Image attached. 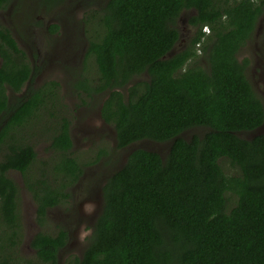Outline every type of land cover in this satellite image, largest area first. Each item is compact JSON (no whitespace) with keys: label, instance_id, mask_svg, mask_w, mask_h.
Instances as JSON below:
<instances>
[{"label":"trees","instance_id":"obj_1","mask_svg":"<svg viewBox=\"0 0 264 264\" xmlns=\"http://www.w3.org/2000/svg\"><path fill=\"white\" fill-rule=\"evenodd\" d=\"M11 1L0 0V10ZM184 10H194L188 22L195 32L167 57L180 40ZM95 11L99 28L87 57H94L100 75L95 85L86 76L75 81V92L106 93L101 115L113 124L118 148L142 139L172 143L165 158L133 150L109 177L89 242L68 264H264V132L238 135L264 123L263 100L246 73L249 59L238 57L255 37L264 0H107ZM35 70L11 30L0 26V264H16L6 250L21 237L20 188L9 173L23 175L44 226L49 209L68 197L83 172L70 155L66 115L51 138L63 156L50 176L37 166L23 128L61 102L59 81L32 87L16 102L8 93L33 80ZM142 74L148 78L124 92ZM193 127L208 129L180 136ZM223 157L240 172L227 174ZM229 193L237 196L230 209ZM69 240L60 227L37 232L31 246L40 264H59Z\"/></svg>","mask_w":264,"mask_h":264},{"label":"rangeland","instance_id":"obj_2","mask_svg":"<svg viewBox=\"0 0 264 264\" xmlns=\"http://www.w3.org/2000/svg\"><path fill=\"white\" fill-rule=\"evenodd\" d=\"M107 0H12L0 10V26L9 28L36 67L33 80L18 91L8 89L11 102L28 93L30 88L38 87L48 80L59 81L58 91L61 102L56 108H43L30 124H25L23 135L27 142L37 150V166L52 175L55 162L63 156L51 146V138L58 128L61 116L70 121V134L73 146L70 155L82 165L79 179L68 187L66 199L51 209L44 226L37 221L36 203L24 184L19 171H11L20 188L18 211L21 220V237L11 250H6L16 264H40L31 246L33 236L39 231L55 232L60 227L70 233L68 245L61 251L59 264H68L70 258L81 257L91 235L97 217L103 206V185L109 177L126 162L128 155L137 148L156 151L165 158L172 141L142 139L125 148H118L113 124L106 122L101 115L102 102L106 93H98L93 98L86 92H75L74 82L88 77L93 85L98 82L99 71L93 56L87 57L89 39L99 27L94 10L98 15ZM194 10H184L177 21L180 40L167 57L183 50L195 32L188 22ZM262 28L238 53L240 60L249 59L246 73L254 89L264 103V14ZM205 30V29H204ZM208 31V30H206ZM261 31V33H260ZM202 63L205 60L202 58ZM146 74L137 75L123 89L142 80ZM205 127H193L180 134L185 139L202 135ZM264 132V124L251 131H240L238 135L247 139ZM1 156V155H0ZM227 174H238L240 170L228 158L220 159ZM65 182V181H64ZM237 196L228 194V208L234 206ZM5 252V249H4ZM5 252V253H6Z\"/></svg>","mask_w":264,"mask_h":264},{"label":"flooded vegetation","instance_id":"obj_3","mask_svg":"<svg viewBox=\"0 0 264 264\" xmlns=\"http://www.w3.org/2000/svg\"><path fill=\"white\" fill-rule=\"evenodd\" d=\"M260 28H262V22H260V24L258 25V27H257V29H256V31H255V36H256V34H257V31H258V29L260 30ZM260 33H261V31H260ZM263 34H264V32H263ZM263 34H262V38H263ZM263 40H264V38H263ZM262 46H263V50H264V45L262 44ZM264 124V123H263ZM262 124V125H263Z\"/></svg>","mask_w":264,"mask_h":264},{"label":"clouds","instance_id":"obj_4","mask_svg":"<svg viewBox=\"0 0 264 264\" xmlns=\"http://www.w3.org/2000/svg\"><path fill=\"white\" fill-rule=\"evenodd\" d=\"M203 29H205V31L206 30H208V31H206L207 33L209 32V29H208V27L207 26H204V28Z\"/></svg>","mask_w":264,"mask_h":264}]
</instances>
